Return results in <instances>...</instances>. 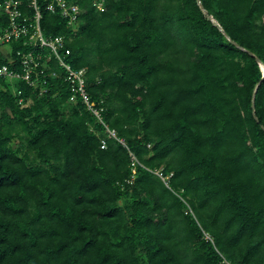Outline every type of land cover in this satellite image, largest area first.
<instances>
[{
    "label": "trees",
    "instance_id": "16d2710c",
    "mask_svg": "<svg viewBox=\"0 0 264 264\" xmlns=\"http://www.w3.org/2000/svg\"><path fill=\"white\" fill-rule=\"evenodd\" d=\"M41 28L126 147L63 76L0 78V264H264V0H106Z\"/></svg>",
    "mask_w": 264,
    "mask_h": 264
},
{
    "label": "built area",
    "instance_id": "2783aa9c",
    "mask_svg": "<svg viewBox=\"0 0 264 264\" xmlns=\"http://www.w3.org/2000/svg\"><path fill=\"white\" fill-rule=\"evenodd\" d=\"M104 12L106 0H0V78L10 83L15 92L14 82L25 81L29 86L39 89V93L48 90L46 78L63 76L69 88V101L76 104L79 100L86 109L104 125L107 137L116 139L126 147L125 141L116 136L102 120V108L90 101L86 90L85 69H73L65 61L69 50L65 48L62 35L45 36L41 28L42 12L59 14L66 25L77 31L81 14L86 8ZM46 85V86H45ZM19 93V91H16ZM22 100H19L21 103ZM104 148L106 140H100ZM132 175L141 163L129 152ZM164 184L169 176H163L161 169L153 170ZM133 177V176H132ZM208 237V236H206ZM223 264H231L222 258Z\"/></svg>",
    "mask_w": 264,
    "mask_h": 264
},
{
    "label": "water",
    "instance_id": "95a60500",
    "mask_svg": "<svg viewBox=\"0 0 264 264\" xmlns=\"http://www.w3.org/2000/svg\"><path fill=\"white\" fill-rule=\"evenodd\" d=\"M253 116H254V118L256 119V117H255V115H254V112H253ZM256 121H257V119H256ZM262 129L264 130V127H262Z\"/></svg>",
    "mask_w": 264,
    "mask_h": 264
},
{
    "label": "rangeland",
    "instance_id": "374dc122",
    "mask_svg": "<svg viewBox=\"0 0 264 264\" xmlns=\"http://www.w3.org/2000/svg\"><path fill=\"white\" fill-rule=\"evenodd\" d=\"M14 83L16 84V81Z\"/></svg>",
    "mask_w": 264,
    "mask_h": 264
}]
</instances>
